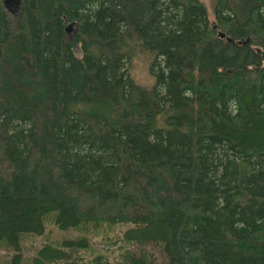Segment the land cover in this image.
Masks as SVG:
<instances>
[{
  "label": "trees",
  "instance_id": "obj_1",
  "mask_svg": "<svg viewBox=\"0 0 264 264\" xmlns=\"http://www.w3.org/2000/svg\"><path fill=\"white\" fill-rule=\"evenodd\" d=\"M211 16L200 0H0V264H24L46 224L62 234L27 264H82L115 224L111 264H264V0Z\"/></svg>",
  "mask_w": 264,
  "mask_h": 264
},
{
  "label": "rangeland",
  "instance_id": "obj_2",
  "mask_svg": "<svg viewBox=\"0 0 264 264\" xmlns=\"http://www.w3.org/2000/svg\"><path fill=\"white\" fill-rule=\"evenodd\" d=\"M207 9L208 18L212 19L211 16V9L214 0H200ZM134 74L136 80L144 85L150 84V79L145 73L144 68L142 67L141 63L136 60ZM127 225H110L109 227H104L101 225L98 227L94 234L88 236V244L89 248L86 252L80 253L81 263L82 264H92L93 257L95 255H101L103 259L108 261V264H111L114 257L118 254L120 249L122 248V244L120 241H117V238L120 232L126 227ZM105 228V231H102ZM102 232V233H101ZM72 232H67L66 235H70ZM61 232L56 230L52 225L46 224L44 227V232L40 236H25L21 240V249H22V256L25 260L24 264H27V260L29 257L33 255L35 250L39 247V245L47 241H54L61 236ZM127 247V246H126ZM3 251H0V255L2 260L5 259L3 257Z\"/></svg>",
  "mask_w": 264,
  "mask_h": 264
},
{
  "label": "water",
  "instance_id": "obj_3",
  "mask_svg": "<svg viewBox=\"0 0 264 264\" xmlns=\"http://www.w3.org/2000/svg\"><path fill=\"white\" fill-rule=\"evenodd\" d=\"M222 36V35H221Z\"/></svg>",
  "mask_w": 264,
  "mask_h": 264
}]
</instances>
